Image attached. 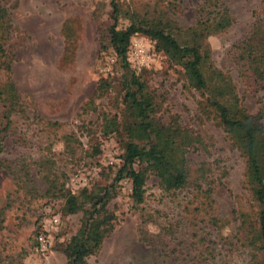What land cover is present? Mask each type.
<instances>
[{
	"label": "rangeland",
	"instance_id": "374dc122",
	"mask_svg": "<svg viewBox=\"0 0 264 264\" xmlns=\"http://www.w3.org/2000/svg\"><path fill=\"white\" fill-rule=\"evenodd\" d=\"M120 1L128 11L159 23L164 30H185L194 25L203 0ZM219 1L231 25L205 42L213 65L230 76L243 108L254 117L264 113V85L238 74L235 55L254 20L264 23V0ZM5 6L13 35L8 46L12 88L4 89V94L17 95L24 113L12 117L6 132L0 125V159L7 166L0 169V264L18 259L22 264H65L59 249L77 231L82 213L64 215L61 193L77 195L113 182L124 139L104 133L102 119L118 120L124 72L110 50H98L109 25L106 2L7 0ZM68 19L79 32L71 64L62 65L60 28ZM126 59L152 93L163 121L176 118L200 144L186 153L190 175L180 190L162 192L150 175L144 182L143 202L135 205L129 181L116 183L105 216L113 229L86 263L168 264L161 248L169 246L176 252L177 264H190L192 255L199 252L193 248L205 244L206 262L208 247L213 249L210 264H248L250 254L237 241L235 216L238 207L249 213L254 210L243 187V159L217 124L199 119L198 93L188 86L183 70L156 51L154 41L133 34ZM100 79L109 84L105 95L95 100L92 109L81 112ZM260 123L264 129V117ZM196 176L201 177L197 183ZM206 191L210 194L207 205L202 198ZM43 211L59 219L44 254L35 250L34 240ZM97 228H91L92 241H98Z\"/></svg>",
	"mask_w": 264,
	"mask_h": 264
},
{
	"label": "trees",
	"instance_id": "16d2710c",
	"mask_svg": "<svg viewBox=\"0 0 264 264\" xmlns=\"http://www.w3.org/2000/svg\"><path fill=\"white\" fill-rule=\"evenodd\" d=\"M6 1L0 0V76L3 78L0 81V125L4 132L11 125L12 117L24 113L17 95L4 94V89L12 88V56L8 46L13 26ZM102 1L109 8V25L100 39L98 50L100 53L110 50L117 66L124 72L120 115L118 120L117 117L108 120L102 117V131L116 133L124 140L120 143L119 165L110 185L96 190L83 189L77 195H70L65 190L61 193L64 215L82 213L77 231L59 249L65 264H87V258L98 251L99 242L112 231L113 226L105 216L116 183L122 179L129 181L130 197L135 205L143 202L144 182L150 175L157 179L162 192L180 190L187 184L190 175L186 153L192 145L200 144V139L180 127L176 118L163 121L158 115L159 108L152 93L144 85L141 76L129 67L127 47L130 37L135 33L149 37L154 41L156 51L163 53L168 61L183 70L188 86L199 95L196 104L199 119L217 124L243 159V187L249 194L254 210L249 213L238 207L235 211L237 241L250 254L248 264H264V129L260 123L264 113L259 111L254 117L246 113L230 76L213 65L205 42L207 37L219 34L231 25L226 7L219 0H203L192 27L164 30L165 27L161 28L159 23L139 18L136 13L125 9L123 1ZM176 1L179 2L172 0V3ZM123 22L126 23L124 27L121 26ZM73 23V20H65L60 28L62 65H70L74 55L79 30L73 28ZM236 50L235 61L240 64L237 65L238 74L246 76L257 86L264 85V23L261 20H254ZM108 87L106 80H98L91 97L80 111L86 113L92 109L95 100L103 97ZM4 163L0 159V169H7ZM196 177L197 183L201 177ZM202 198L205 205L210 203L208 191L202 193ZM1 213L0 210V217ZM209 221L216 224L215 218ZM95 225L98 227V241L90 239L91 228ZM38 232L39 226H36L34 240ZM205 247L204 244L203 249L193 248L199 249V252L192 255L190 264H210L213 249L208 247L210 259L206 262ZM161 249L165 262L177 264L179 259L171 247L163 246ZM8 264L22 263L18 259Z\"/></svg>",
	"mask_w": 264,
	"mask_h": 264
},
{
	"label": "built area",
	"instance_id": "2783aa9c",
	"mask_svg": "<svg viewBox=\"0 0 264 264\" xmlns=\"http://www.w3.org/2000/svg\"><path fill=\"white\" fill-rule=\"evenodd\" d=\"M59 219L56 214L43 211L39 214V232L35 237V250L39 253H46L51 244V232L58 225Z\"/></svg>",
	"mask_w": 264,
	"mask_h": 264
}]
</instances>
